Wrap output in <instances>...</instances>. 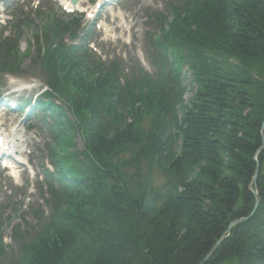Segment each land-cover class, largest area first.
<instances>
[{
  "label": "trees",
  "instance_id": "obj_1",
  "mask_svg": "<svg viewBox=\"0 0 264 264\" xmlns=\"http://www.w3.org/2000/svg\"><path fill=\"white\" fill-rule=\"evenodd\" d=\"M166 9L154 74H126L67 42L77 20L43 18L24 53L20 33L0 36V75L29 56L49 87L35 105L55 170L49 212L36 209L8 264H200L221 238L206 264H264V90L253 75L264 71V0ZM184 67L196 84L187 103Z\"/></svg>",
  "mask_w": 264,
  "mask_h": 264
},
{
  "label": "rangeland",
  "instance_id": "obj_2",
  "mask_svg": "<svg viewBox=\"0 0 264 264\" xmlns=\"http://www.w3.org/2000/svg\"><path fill=\"white\" fill-rule=\"evenodd\" d=\"M95 1L85 0L82 7L88 11L92 5L94 6ZM168 1L121 0L116 6H111L109 10L103 12L104 16L100 15L101 20L106 18L107 24L111 28L109 35L104 33L102 28H98L96 24L92 27L87 25L89 29L91 28L88 39L90 48H94L96 55L104 59L116 57L118 63L124 65V68L130 69L139 63L151 73L155 72L150 57L153 41L151 35L154 33L153 16L155 10L163 11ZM18 4L19 1L15 3L14 0H0V6L4 9L6 7L8 18L11 17L9 14H12L14 10L15 13L17 11L21 16L28 15L27 13L23 14L27 7L21 9ZM51 7L56 9L54 4ZM120 13L123 15L121 18ZM109 14L111 16L108 17ZM6 17H0V21H2L0 26L6 23ZM87 22L90 23L91 21L87 20ZM35 24L39 27L40 22L35 21ZM35 31L36 28L33 25L23 28V32L20 33L21 50L25 49L27 41L34 36ZM28 63L29 58H25L23 62L24 74L7 75L0 79L1 94L13 97L14 102H16L15 99H28V102H24L22 109H0L2 131L9 138L18 140L16 143L21 152L17 154L24 162H11L10 165H13L12 171L3 170L0 165V204L3 206L4 216L10 217L12 220L4 231V242L8 244L7 251L13 253L17 249V242L12 237V228L23 216L31 218L29 205L36 208L41 203L40 188L42 185L44 189L46 187L44 184V169H51L48 161L49 157L46 156L49 133L45 128H42L40 122L37 123L33 119H28L24 113L30 111L33 106V104L29 105L31 99L36 97L39 89L43 86L41 79L35 77L37 76L35 73L31 72L32 74H30V69L27 68ZM27 70L29 72H26ZM181 74L183 83L188 90L184 94L187 103L192 93L191 88H195L196 84L193 81V73L187 67L182 69ZM253 75L260 80L259 85H262L260 89L264 90V71L258 75L254 72ZM26 82H29L30 85L28 89L23 90L25 87L20 85ZM34 124L35 128H32ZM76 143L79 149L83 147L80 137L76 138ZM10 172H12L13 177L10 176ZM8 257L10 256L8 255ZM8 260L9 258L5 259L4 262L8 263Z\"/></svg>",
  "mask_w": 264,
  "mask_h": 264
},
{
  "label": "water",
  "instance_id": "obj_3",
  "mask_svg": "<svg viewBox=\"0 0 264 264\" xmlns=\"http://www.w3.org/2000/svg\"><path fill=\"white\" fill-rule=\"evenodd\" d=\"M259 167H260V164H259V162H257V168H256V171H255V174H254V177H253V181H254L255 184H256L257 172H258ZM257 204H258V200H257L256 205H257ZM255 208H256V206H255ZM255 208H254V209H255ZM246 219H247V217H244V218H241V219H237V220H235V221H232L231 224H230V226H229V228H228V232L231 231V227H232V225H234V224H236V223H239V222H241V221H243V220H246ZM222 239H223V238H221V239L218 240V242L215 244V246L213 247V249H212V250L209 252V254L203 259V261L200 262V264H206V263L208 262L209 258L212 256V254L214 253V251L216 250V248L218 247V245L221 243Z\"/></svg>",
  "mask_w": 264,
  "mask_h": 264
},
{
  "label": "bare ground",
  "instance_id": "obj_4",
  "mask_svg": "<svg viewBox=\"0 0 264 264\" xmlns=\"http://www.w3.org/2000/svg\"><path fill=\"white\" fill-rule=\"evenodd\" d=\"M63 3L65 4V7L69 10L73 9V6L70 3V0H64ZM79 9H82V5L78 6ZM0 137L4 140L3 144L4 146L8 145L10 147V145H13V140H7L4 135L2 133H0Z\"/></svg>",
  "mask_w": 264,
  "mask_h": 264
}]
</instances>
